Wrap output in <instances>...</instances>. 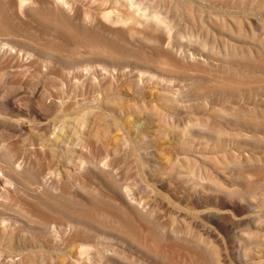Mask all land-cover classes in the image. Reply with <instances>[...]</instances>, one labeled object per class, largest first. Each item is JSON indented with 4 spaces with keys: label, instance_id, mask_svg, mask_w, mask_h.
Here are the masks:
<instances>
[{
    "label": "rangeland",
    "instance_id": "obj_1",
    "mask_svg": "<svg viewBox=\"0 0 264 264\" xmlns=\"http://www.w3.org/2000/svg\"><path fill=\"white\" fill-rule=\"evenodd\" d=\"M0 264H264V0H0Z\"/></svg>",
    "mask_w": 264,
    "mask_h": 264
}]
</instances>
